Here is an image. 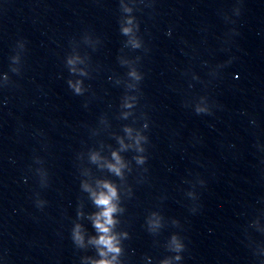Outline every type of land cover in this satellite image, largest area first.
Wrapping results in <instances>:
<instances>
[{
    "label": "clouds",
    "instance_id": "1",
    "mask_svg": "<svg viewBox=\"0 0 264 264\" xmlns=\"http://www.w3.org/2000/svg\"><path fill=\"white\" fill-rule=\"evenodd\" d=\"M129 31L130 29L128 28L122 29V33L124 35H127ZM135 46H138V45H135ZM76 91L77 93H79L80 89L77 87ZM196 112L197 114L207 113L209 112V110L198 107L196 109ZM113 156L116 158L117 164L120 165L119 157H117L115 153H113ZM140 162H143V160H141ZM109 167L112 171L116 172L117 175H120L121 174L120 167H123V165H120L119 167H117L116 165H110ZM103 187L107 189V192L101 191L99 194L95 192L92 193L94 197V203L99 208H101V211L98 214H96L94 218V226L96 230L99 233H101V235H99L98 239H94L92 242L97 245L103 246V248L107 249V252H105L104 250L100 251V255L102 257L106 256L108 252L118 254L120 251V249L116 247V243L118 242L116 240L115 235L111 233V229L112 227H114L116 223V221L113 218L114 213L121 211L117 203L119 197H118L116 188L107 182L104 183ZM74 239L78 243L82 244V237L80 236L78 230L74 235ZM176 247H177V250H180L182 248V245L177 244ZM176 259H180V257L177 256ZM114 260H115V256L113 257V261ZM113 261L102 259L98 262H95V264H113Z\"/></svg>",
    "mask_w": 264,
    "mask_h": 264
}]
</instances>
